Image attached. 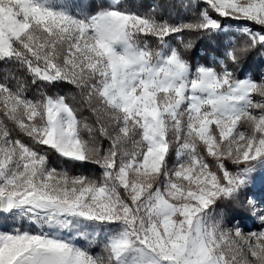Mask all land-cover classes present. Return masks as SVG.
Segmentation results:
<instances>
[{
    "label": "snow or ice",
    "instance_id": "snow-or-ice-1",
    "mask_svg": "<svg viewBox=\"0 0 264 264\" xmlns=\"http://www.w3.org/2000/svg\"><path fill=\"white\" fill-rule=\"evenodd\" d=\"M142 7L0 0V264H264V0Z\"/></svg>",
    "mask_w": 264,
    "mask_h": 264
},
{
    "label": "trees",
    "instance_id": "trees-1",
    "mask_svg": "<svg viewBox=\"0 0 264 264\" xmlns=\"http://www.w3.org/2000/svg\"><path fill=\"white\" fill-rule=\"evenodd\" d=\"M129 4H132L136 7H139L141 5H143L142 8H140L141 11L146 10L149 6H164V13L166 15L170 14L171 17L173 19L177 18V15L179 13V17L180 18H191L192 17V12L187 10V9H183V8H179V2L180 0H128ZM186 2V0H185ZM172 4H176L177 7L173 8L171 7ZM192 38H193V48L188 50L185 53V57L192 63L194 64H204V63H210V57H215L214 53L211 52V48L216 47V41H210L207 39H197L195 38L194 34H192ZM150 46L151 47H156L155 44L152 43V41H149ZM173 45L178 44L179 41H172ZM243 69V72L245 74V72H248L249 75L253 78L258 77L259 73L264 72V64H262L260 62V60L257 59V57H253L252 59L248 60L244 65L241 66ZM13 69L9 66H5L0 64V76H3L6 73L12 72ZM241 69H237V74H240ZM28 94L31 95H35V91L34 89L30 86L28 89ZM54 94H68V89H57L55 90ZM172 157L170 159V163L172 161ZM53 166H59L57 161L55 160V158H53ZM69 171L74 174V175H79V174H83V175H89V176H97L98 175V170L96 169V167L94 165H86V166H82V167H69ZM264 188V187H263ZM261 188L258 190L259 193V197H257L258 199H264V189ZM232 210L231 209H226L225 210V215L226 218H230L232 215ZM244 224L246 226V229H251L253 226L256 227L255 221L252 219L249 220H245ZM251 224V226H250Z\"/></svg>",
    "mask_w": 264,
    "mask_h": 264
},
{
    "label": "rangeland",
    "instance_id": "rangeland-1",
    "mask_svg": "<svg viewBox=\"0 0 264 264\" xmlns=\"http://www.w3.org/2000/svg\"><path fill=\"white\" fill-rule=\"evenodd\" d=\"M169 1H171V0H169ZM128 2H129V1H128ZM233 31H235V28H233ZM170 42L172 43V41H170ZM172 44H173V43H172ZM214 58H215V57H210V58H209V59L211 60L210 63L212 62V60H213ZM257 59L260 60L259 57H257ZM198 64H201V63H198ZM244 75H245V76H250L248 72H245ZM261 75H264V72L259 73L258 76H261ZM257 99H259V98L257 97ZM175 159H176V157H175V155H174V153H173V157H172V161H171V163H173V162L175 161ZM209 159H211V158L209 157ZM171 163H170V164H171ZM263 187H264V177L257 176L255 186L251 189V194L254 195L255 197H259V193H260V192H258V190L261 189V188H263ZM263 189H264V188H263ZM255 224H256V227L253 226V227L251 228V230H258V229H259V224H258V222H255ZM250 226H251V224H250ZM4 227H5V225H3L2 222H0V230H4ZM96 251H98V249H96Z\"/></svg>",
    "mask_w": 264,
    "mask_h": 264
}]
</instances>
